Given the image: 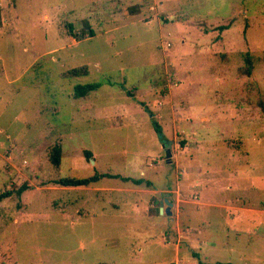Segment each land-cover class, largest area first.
Masks as SVG:
<instances>
[{
    "label": "rangeland",
    "instance_id": "1",
    "mask_svg": "<svg viewBox=\"0 0 264 264\" xmlns=\"http://www.w3.org/2000/svg\"><path fill=\"white\" fill-rule=\"evenodd\" d=\"M189 229L264 264V0H0V264L205 263Z\"/></svg>",
    "mask_w": 264,
    "mask_h": 264
},
{
    "label": "crops",
    "instance_id": "2",
    "mask_svg": "<svg viewBox=\"0 0 264 264\" xmlns=\"http://www.w3.org/2000/svg\"><path fill=\"white\" fill-rule=\"evenodd\" d=\"M197 182H199V180H197ZM199 183L201 184V181ZM184 187L187 189L186 186H184ZM211 234H212V232L209 231L208 234H205V236H203L202 229L197 230V232H194L193 230L189 229V231L187 232V236L185 238L186 248H190V250H191V248H195L198 245H200V247L203 248L200 250V254L204 257L205 263H203V261L200 260V258H199L200 256L196 252L194 255H192V253H191V259H188L184 253L183 258L179 262L178 255H179L181 250L179 249V247L178 248L175 247V249L172 251V253L175 256V259L177 261H174L172 264H175V263H178V264H180V263H183V264H233L234 262H233V260H231V258H227L226 260H217L216 259V258H218V255L220 257V255H222L223 252L227 250L229 245L227 244V242H228L227 239H225V241L219 242ZM162 235L163 234H161V237H162ZM159 255H161V258H158ZM166 255L168 256V251L160 248L158 251V256L157 255L154 256L155 257V259H154L155 263L154 264H169V263H171V261H169V260L166 261L168 259ZM166 262H168V263H166Z\"/></svg>",
    "mask_w": 264,
    "mask_h": 264
},
{
    "label": "trees",
    "instance_id": "3",
    "mask_svg": "<svg viewBox=\"0 0 264 264\" xmlns=\"http://www.w3.org/2000/svg\"><path fill=\"white\" fill-rule=\"evenodd\" d=\"M71 30H72L71 27H69L70 35H72ZM219 30L225 31V30H227V27H221V28H219ZM89 35L93 36V32H89ZM252 69H253L252 60H251L249 55H246V57L244 59V66L241 68V72L244 73L246 76H250L252 73ZM68 75L74 76V77L84 76V75H86V68L80 67V68L73 69V70L68 72ZM98 88H99V85L96 83L76 85L73 89V97L75 99H78V98L87 99L88 96L92 92H96L98 90ZM155 132L157 134H159V136H161L160 135V128L156 124H155ZM86 157L89 158L90 157L89 154H86ZM58 158H59V148H54L52 159L55 163H57ZM104 177L110 178V177H114V176H110L107 174H95L94 176L89 177V178H85V179L63 178V179L57 180L55 183L61 187L81 188V187H88L92 184H95ZM121 180L124 182H130L135 186L143 185L142 180H133V179H128V178H121ZM145 186L149 187L150 184L146 183Z\"/></svg>",
    "mask_w": 264,
    "mask_h": 264
},
{
    "label": "water",
    "instance_id": "4",
    "mask_svg": "<svg viewBox=\"0 0 264 264\" xmlns=\"http://www.w3.org/2000/svg\"><path fill=\"white\" fill-rule=\"evenodd\" d=\"M162 148H163V146H162ZM169 148H170V143H167L166 151H165V159L166 160H169L171 158ZM163 204H165V206H166L165 210H163ZM171 207H172V205L167 200H164V202L160 204V214H162L164 212L166 216H171V211H170Z\"/></svg>",
    "mask_w": 264,
    "mask_h": 264
},
{
    "label": "built area",
    "instance_id": "5",
    "mask_svg": "<svg viewBox=\"0 0 264 264\" xmlns=\"http://www.w3.org/2000/svg\"><path fill=\"white\" fill-rule=\"evenodd\" d=\"M175 264H178V263H175Z\"/></svg>",
    "mask_w": 264,
    "mask_h": 264
}]
</instances>
